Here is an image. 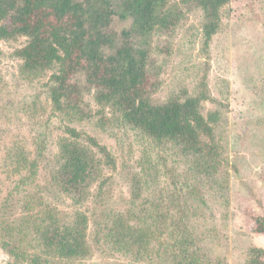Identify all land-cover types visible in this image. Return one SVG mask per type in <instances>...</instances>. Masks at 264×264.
Returning a JSON list of instances; mask_svg holds the SVG:
<instances>
[{
  "label": "trees",
  "instance_id": "trees-1",
  "mask_svg": "<svg viewBox=\"0 0 264 264\" xmlns=\"http://www.w3.org/2000/svg\"><path fill=\"white\" fill-rule=\"evenodd\" d=\"M193 1L201 11L208 46L232 0ZM181 15L173 0H0V38H26L15 52L22 72L36 76L51 71L44 88L61 116L62 135L50 182L54 192L73 203V211L66 212L40 195L46 150L42 141L31 150L10 146L6 165L14 183L0 202V247L12 259L9 264L87 260L95 253L93 241L136 260L156 251L173 264H228L200 245L190 204L196 182L189 183L186 175L190 171L197 181L218 169L217 114H204L200 93L162 103L151 100L157 82L149 70L146 40L157 31L174 29ZM116 19L129 25L116 30ZM80 74L95 87L97 103L113 110L115 121L144 146L141 168L125 170L133 205L127 210H113L103 202L113 180L108 172L119 169L115 154L74 124L79 115L85 116ZM184 158L191 163L186 172L180 171ZM91 199L94 207L101 201V209L89 214L82 208ZM92 219L99 225L93 241ZM253 221L255 232L264 235V216ZM248 255L246 264H264L263 247L251 246Z\"/></svg>",
  "mask_w": 264,
  "mask_h": 264
},
{
  "label": "rangeland",
  "instance_id": "rangeland-1",
  "mask_svg": "<svg viewBox=\"0 0 264 264\" xmlns=\"http://www.w3.org/2000/svg\"><path fill=\"white\" fill-rule=\"evenodd\" d=\"M183 1L173 0L182 12L179 24L153 33L145 43L149 70L157 82L151 100L162 103L173 96L200 93L204 94V114H217L218 169L194 181L192 173L186 172L191 163L184 158L180 171L186 172L189 183L196 182L190 199L196 212L192 224L197 227L203 251L213 259L225 258L228 264H246L251 246L264 248V236L255 232L253 221L264 216V0H232L224 11L220 31L208 46L202 37L201 11L193 0ZM128 25L120 19L114 23L116 30ZM25 42L23 36L0 38V202L14 183L6 165L8 148L17 144L31 150L42 141L46 150L37 189L45 200L72 212V200L54 192L50 182L62 135L61 116L53 110L44 88L51 71L36 76L22 72V60L15 52ZM78 83L85 116L79 115L74 124L108 146L119 165L118 172H108V176L113 173V180L103 202L113 210H127L133 205L131 180L125 170L141 168L144 146L115 121L113 110L97 103L96 89L84 75L78 76ZM92 199L82 208L89 214L93 208L101 209V201L94 207ZM10 213L16 215L17 210ZM98 229L92 219L90 240ZM160 241L157 238L155 244ZM96 243L93 241L95 253L89 259L74 263L173 264L169 256L156 251L152 257L136 260L129 254L111 252L102 241ZM10 261L0 247V264Z\"/></svg>",
  "mask_w": 264,
  "mask_h": 264
},
{
  "label": "crops",
  "instance_id": "crops-1",
  "mask_svg": "<svg viewBox=\"0 0 264 264\" xmlns=\"http://www.w3.org/2000/svg\"><path fill=\"white\" fill-rule=\"evenodd\" d=\"M259 236L261 237V236H264V235H260V234H259ZM260 247H263V246H260Z\"/></svg>",
  "mask_w": 264,
  "mask_h": 264
}]
</instances>
